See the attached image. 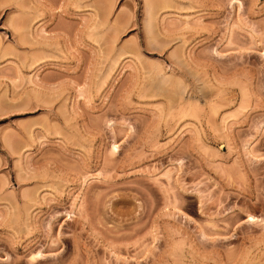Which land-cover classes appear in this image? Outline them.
Returning <instances> with one entry per match:
<instances>
[{
    "label": "rangeland",
    "instance_id": "1",
    "mask_svg": "<svg viewBox=\"0 0 264 264\" xmlns=\"http://www.w3.org/2000/svg\"><path fill=\"white\" fill-rule=\"evenodd\" d=\"M0 264H264V0H0Z\"/></svg>",
    "mask_w": 264,
    "mask_h": 264
},
{
    "label": "bare ground",
    "instance_id": "2",
    "mask_svg": "<svg viewBox=\"0 0 264 264\" xmlns=\"http://www.w3.org/2000/svg\"><path fill=\"white\" fill-rule=\"evenodd\" d=\"M149 23H150V20H149ZM149 23H147V24H149ZM150 25V24H149ZM149 27V26H148ZM151 27V26H150Z\"/></svg>",
    "mask_w": 264,
    "mask_h": 264
}]
</instances>
